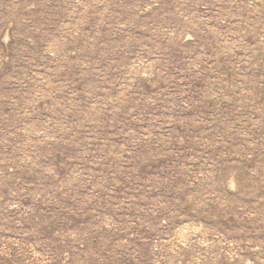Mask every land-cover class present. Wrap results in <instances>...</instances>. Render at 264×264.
Listing matches in <instances>:
<instances>
[{
	"label": "rangeland",
	"instance_id": "rangeland-1",
	"mask_svg": "<svg viewBox=\"0 0 264 264\" xmlns=\"http://www.w3.org/2000/svg\"><path fill=\"white\" fill-rule=\"evenodd\" d=\"M0 264H264V0H0Z\"/></svg>",
	"mask_w": 264,
	"mask_h": 264
}]
</instances>
